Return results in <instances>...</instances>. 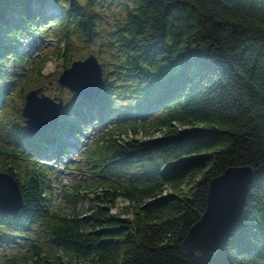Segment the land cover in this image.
Listing matches in <instances>:
<instances>
[{"label":"trees","instance_id":"1","mask_svg":"<svg viewBox=\"0 0 264 264\" xmlns=\"http://www.w3.org/2000/svg\"><path fill=\"white\" fill-rule=\"evenodd\" d=\"M45 1L0 0V104L2 80L23 64L18 42L46 18ZM115 1L122 19L109 34L113 69L101 68V94L78 98L51 136L34 139L23 122L13 125L8 132L18 148L30 141L27 158L0 146V172L13 178L22 198L16 217L0 216V241L30 242L29 255L12 254L5 264H264V0ZM54 2L61 4L47 3ZM73 6L59 9V21L72 16L76 39H95L87 3ZM74 8L81 13L70 14ZM68 39L62 33L60 40ZM121 88L149 121L129 130L148 125L162 135L125 144L104 137L95 163L118 180L86 214L54 211L43 178L56 172L37 164L66 159L68 135L77 143L90 123L104 122ZM238 167L254 173L239 221L218 251L190 254L185 239L206 209L210 181ZM118 199L128 205L113 214Z\"/></svg>","mask_w":264,"mask_h":264},{"label":"rangeland","instance_id":"2","mask_svg":"<svg viewBox=\"0 0 264 264\" xmlns=\"http://www.w3.org/2000/svg\"><path fill=\"white\" fill-rule=\"evenodd\" d=\"M46 0L47 5L44 8L46 18L38 21V28L32 37H22L17 45V52L22 58L23 64L13 65L4 77L5 95L3 102L0 104V146L15 151L21 159L27 158L29 143L21 141V147L18 148L14 139L9 135V130L15 124L23 122L21 115L18 118V112L21 110V94L25 97L27 93L40 88L41 94L52 99L54 102L61 101L62 108L59 111L60 116L69 108H78L80 102L78 96L70 91L67 87H60L57 80L59 75L73 61L83 60L87 55L92 53L101 68L104 66L111 69V59L109 56L110 49L108 42L111 40L110 33L115 29L122 19L121 6L115 0H74L81 1V4L87 3L88 9L92 14V29L97 30V37L85 42L83 38L76 39V30L73 25V18L67 19L58 17L62 16L64 8L72 9L73 0H61V4L53 3L51 6ZM81 11L74 8L70 14H79ZM78 17V16H76ZM79 18V17H78ZM62 33H67L68 40H60ZM65 53V56L62 54ZM12 64V62H9ZM36 72L32 73L31 68ZM113 69V68H112ZM38 79L36 87L31 79ZM34 85V86H33ZM53 88L55 97H51ZM49 88V89H48ZM128 88L116 90V109L109 117H104V122H92L86 127V135L79 142L74 141L69 135L68 145L70 153L66 159L51 160L48 157L38 166L47 168L50 172H56L55 177L49 173L47 176L41 175L45 181V189L51 192V207L53 210H59L65 213L74 210L81 214L88 213L96 206L95 197L103 190L108 189L112 180H118V175L109 172V168L102 171L97 167L95 160H98L104 148H101L104 137H111L116 144H125L133 140L137 142L148 139L158 138L162 134L156 132L153 127H145V130L138 129L134 134L129 130V125L147 124L148 120L143 121L138 112L137 105L129 99L130 92ZM64 92L72 94L71 103L64 97ZM1 100V99H0ZM76 111V110H75ZM70 118H74V111L70 110ZM19 113V114H20ZM153 119V118H152ZM21 128L24 129L22 123ZM146 131V134H145ZM23 133V132H22ZM65 137V138H66ZM25 147L27 150H23ZM53 155L52 158H55ZM39 162V161H38ZM128 205L127 201L118 199L113 214L120 212ZM120 218H126V214H121ZM131 217V216H129ZM8 232H2V235H8ZM30 242L23 238L17 237L13 240L0 241V264L12 254L26 257L30 254ZM28 248V249H27ZM70 264H88L85 261L72 262Z\"/></svg>","mask_w":264,"mask_h":264},{"label":"water","instance_id":"3","mask_svg":"<svg viewBox=\"0 0 264 264\" xmlns=\"http://www.w3.org/2000/svg\"><path fill=\"white\" fill-rule=\"evenodd\" d=\"M57 82L84 101L96 99L104 89L101 66L92 53L83 60L71 62ZM40 92L38 88L27 93L21 110L24 129L34 139L53 135L62 108L61 101L54 102ZM253 177L249 167H238L210 181L206 209L185 239L190 254L216 252L225 244L240 219ZM21 208L17 183L0 172V216L16 217Z\"/></svg>","mask_w":264,"mask_h":264},{"label":"bare ground","instance_id":"4","mask_svg":"<svg viewBox=\"0 0 264 264\" xmlns=\"http://www.w3.org/2000/svg\"><path fill=\"white\" fill-rule=\"evenodd\" d=\"M48 89H49V88H48ZM49 90L52 92L51 97H55V96H54V93H53V88L50 87ZM63 94H64V97L67 99V101L71 103V100H72V98H73V97H72V94H70V93H66V92H64Z\"/></svg>","mask_w":264,"mask_h":264}]
</instances>
